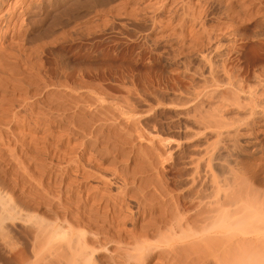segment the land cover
<instances>
[{
  "label": "rangeland",
  "instance_id": "374dc122",
  "mask_svg": "<svg viewBox=\"0 0 264 264\" xmlns=\"http://www.w3.org/2000/svg\"><path fill=\"white\" fill-rule=\"evenodd\" d=\"M216 1L0 0V108L3 111L0 110V200L12 198L16 206L15 212L11 213L16 220L4 218L5 212L0 206V264H60L54 263L52 248L43 250V254L34 252L37 224L34 225L37 220L32 217L36 213L32 209L36 205V197L40 200L44 195L46 204L45 197L50 192L48 201L53 200L50 202L52 208L60 210L66 204V207L63 205L65 209L73 211L75 208L77 213L89 201L93 203L97 193L96 198L103 194L106 199L120 193V184L114 186L110 182L112 174L121 172V175L127 173L132 177L134 171H139V179H156L157 173H148L145 167L152 154L162 155L164 167L160 171L164 170L173 194L181 196L194 224L204 221L201 199L213 193L207 184L209 175L214 176V185L217 182L219 186L225 184L232 189L229 191L243 186L244 214H252L255 210L260 215L264 213V0H225L227 5L221 0L219 4L223 3V6ZM204 8L207 14L202 11ZM201 12L202 20H199ZM63 41L66 48L57 47ZM53 43L56 45L52 46ZM44 46H52L55 51ZM40 47L49 54L46 58L42 56ZM37 51L40 52L38 56L35 54ZM29 55L32 58L28 59ZM40 59V65L44 67L47 64L44 73L46 68L50 69V73L47 71L49 75L44 74L49 80L41 75L43 67L37 63ZM23 60L31 62L26 66ZM29 63L31 66L36 63L41 72L33 73L36 67H31ZM33 77L39 82L43 80L50 87L47 89ZM32 78L36 79L35 82ZM11 79L21 82L16 83V87L21 84L17 92H14L16 81ZM28 79L30 83H38L39 88L43 85L49 93L53 92L50 93L53 98L48 92L45 94L38 90L37 85V97L40 92L44 96L41 95L39 100L33 97L36 89L32 83L28 85ZM61 81H67L69 87ZM6 83L10 86L14 83V88H7ZM22 84L25 89L30 86L28 96L30 94L35 99L29 96V100L26 93L22 94L25 91L20 88ZM4 85V88L1 87ZM61 85L65 88L59 95L56 92L62 90ZM18 88L23 91L20 95ZM66 88L77 90L65 91ZM10 89H14L13 92ZM54 93L57 94L55 97ZM62 94L67 98L62 102H67L68 111L63 110L67 112L65 114L57 107ZM17 95H23L28 102L25 98V103H22L23 99L19 102L23 96L15 101L12 96ZM79 95L80 99L77 98ZM61 100L59 108L63 105V109L65 106ZM9 103L18 107L16 109L12 105L9 110L13 109V112L15 109L16 114L19 110L16 119L20 122H16L14 113L6 110ZM34 104H37L36 108ZM4 108L13 117L7 116L9 114H5ZM91 145L95 146L91 149L93 151L90 150ZM64 152L68 153L67 156ZM74 152L77 157L82 155L81 158L72 156ZM64 155L65 158H62ZM83 156L87 161L92 159L88 163L95 160V165L90 163L91 168L89 165L86 168L84 164L87 161L83 160ZM72 158L78 167L70 165ZM75 158L83 165L80 166ZM209 161L212 172L206 168ZM58 163H61V168L57 170ZM64 163L71 166L66 168V172L63 171ZM82 167L89 172V178L92 173L97 174L86 181L88 175ZM142 168L147 173L144 174L146 171L143 172ZM78 170L85 172L82 174ZM54 171L64 174L51 176ZM68 173L72 178L74 175V178L78 177V184L74 178L66 182L74 188L68 189L58 181L61 176L67 179ZM81 176L87 177L81 179ZM41 181L50 183L49 187L46 184L47 187L43 186ZM104 181L113 185L106 186ZM54 182L61 186H55ZM84 184L88 185L87 188L83 187ZM77 186L79 189L74 190ZM56 187L57 192L65 190L63 197L61 192H56ZM97 187L105 190H97ZM108 187L110 191L106 189ZM32 188H36L35 192ZM48 188L61 197L54 196ZM42 189L47 191L46 195ZM81 194L85 202L83 198L79 201ZM37 199L35 201L39 203L36 206H39ZM70 200L86 204L72 206L76 203L70 204ZM45 204L40 215L47 218L50 215L47 211L51 208L49 203L47 207ZM57 204H61V208L59 205L56 207ZM27 216L33 220L28 217L26 223ZM261 217L264 220V214L255 218ZM142 225H137L136 230L139 231ZM124 228L133 231L131 222ZM256 234L243 237L264 238ZM156 241L152 240V243ZM58 244L64 245L65 242ZM119 246L111 248L113 255L121 253ZM121 257L123 255L117 260L124 263L125 259ZM155 261L151 260L152 263Z\"/></svg>",
  "mask_w": 264,
  "mask_h": 264
},
{
  "label": "bare ground",
  "instance_id": "6f19581e",
  "mask_svg": "<svg viewBox=\"0 0 264 264\" xmlns=\"http://www.w3.org/2000/svg\"><path fill=\"white\" fill-rule=\"evenodd\" d=\"M200 1L202 2V0H200ZM220 1L221 0H218V2L216 1L218 3V5L221 4V3L219 4ZM236 1H238V0H236ZM222 2H223V0H222ZM225 2L226 1L224 0L223 3H225ZM232 2H230V3H232ZM199 3L200 2L198 1V4ZM233 4H234V2H233ZM79 5L80 4H77V6H79ZM200 5H201V3H200ZM237 6L239 7L240 5H237ZM159 7H161V6H159ZM200 7H202V5ZM206 7H207V5H206ZM241 7H243V6H241ZM228 8H230V7H228ZM232 8H233V6H232ZM162 9H163V7H162ZM202 9H203V7H202ZM204 9L205 10H202L203 12L206 11V8H204ZM150 10H152V9H150ZM234 10H232V11H234ZM203 12H201V14H199V16H198L199 20H202V18H200V15L202 16ZM207 13H208V11H207ZM206 14L204 15V17L206 16ZM237 14H239V13H237ZM237 17H239V16H237ZM233 22H234V20H233ZM227 27L224 24V28L227 29ZM64 43H65L64 41L62 43H58L59 46H57V47L61 46V48H66ZM54 44L55 43H53L52 46ZM52 46H50V48ZM45 47L46 46H44V48ZM47 47H46L47 50L48 49L54 50V49H52L53 47L51 49L47 48ZM42 49L43 48H41L40 50L42 52H45V54L43 55L42 52H41V54H42V56H44V58H46V56L49 54H46L47 53L46 50L43 51ZM21 51L22 50H20V52ZM35 54L39 55L40 52L37 51ZM30 56L31 55L27 56V58L28 59L32 58ZM26 61H28V60H26ZM38 61H39V59H38ZM38 61H37V63L39 64L38 66L43 67V65H40L42 60L40 62H38ZM28 62H31V61H28ZM28 62L26 63L24 61V63H26V66H27ZM43 64H45V63H43ZM29 65H30V63H29ZM30 66H28V67L30 68ZM33 66H31V67H33V68L36 67V72H35V70H33L34 71L33 73L41 72V69H42L43 74H41V75H43L47 79V75H44L48 71L46 68V70H45L46 73H44V68H45V66L47 67V64L41 69L37 66L36 63L33 64ZM33 68H30V69H33ZM39 69H40V71H37ZM49 71H50V69H49ZM49 71H48V73H50ZM41 75L38 76L36 74V76H38L39 79H40V77L42 79ZM34 76H35V74H34ZM33 78H36V77H33ZM33 78H32V80H33ZM36 79H34L33 81L35 82ZM39 79H37L36 81L39 82ZM11 80H12V82L16 81L15 82V88H16L15 90L16 91L14 89H12V90H14V92H17V87H18V85H21V84H18L16 87V83L17 82L19 83L20 81L15 80V79L14 80L11 79ZM11 80H8V82L9 81L11 82ZM47 80H49V78ZM42 81L39 82V84L43 83V85H45L46 88L50 87L49 84H48L49 85L48 86V85H46L47 83H45L44 81L42 82ZM34 82H31V83L33 84ZM62 82L63 81H61V83ZM65 82H63V84L65 83V85H67L66 87H69L67 84V81H65ZM22 83H23V80H22ZM31 83L29 80V84L27 82L25 85H27V84L30 85ZM23 84L20 88H22V89L24 88L23 91L25 90L26 92L20 91L21 89L18 88V90L20 89L18 91V94L23 92L22 94H24V95L26 93V98L29 96L31 97L30 94L28 96L29 91L27 90L30 88V86L27 87L28 86L27 85L26 89H25V85H23ZM13 85H14V83H11V86L14 88ZM6 86H7V88H8V86H9V88H12L9 84L7 85V83H6ZM33 86H34V90L36 88L37 89L39 88L38 83L33 84ZM35 86H36V88H35ZM42 86L39 89H41L40 91H42V93L46 94L49 90L47 91L48 88L46 89L45 86L44 87H42ZM61 86H62V90L59 91L57 89L59 92H56L57 91L56 90L55 91L56 93L59 94L60 92L61 93L63 92V88H65V86L64 85H61ZM61 86H59V87H61ZM1 87L4 88L5 85L1 86ZM7 88H6V93H8L7 90L9 91V89H7ZM42 88H44L43 90L45 92H43ZM76 88H75V90H77ZM37 89L35 90V93H32V96L36 97V99L39 100L38 98L43 94H41V92H40V94H39L40 96L38 95L39 97H37L36 94H38L37 91L39 90V89L38 90ZM69 89L66 88L64 90L66 91ZM71 89L73 90V92L75 91L73 88H71ZM71 89L69 91H71ZM12 90L10 89V91H12ZM34 90H33V92H34ZM27 91H28V93H27ZM3 92L5 93V89ZM50 93H53V92H50ZM50 93L48 92V94H50ZM65 93H67V92H65ZM34 94L36 96H34ZM48 94L46 96H48ZM63 94H62V96H63ZM56 95L57 94H55L54 97ZM21 96H23V95H21ZM49 96H51L53 98V94H50ZM58 96H57L56 101H58V99H59ZM62 96H60V97H62ZM66 96L68 97L67 94H66ZM2 97H4L3 93H2ZM20 97L19 96L18 97L12 96V98L14 100L16 98L20 99ZM30 97L27 99H29V100H31V98H32V100L35 99L33 97H31V98ZM45 97H42V98H45ZM80 97H81V95H79V97H77V98L80 99ZM23 98H25V97L23 96V97H21L20 100L19 99H16V100H19V102H20V101H22ZM65 98H66L65 96H63V98H60L58 103L60 104L61 99H62L61 100V103H62L63 99L65 100ZM13 99H11V100H13ZM25 99H23L22 103H25V101H26V103L28 102L27 99L26 100ZM49 99H50V97H49ZM15 101H14V103H15ZM40 101H38V102L34 101V102L39 103ZM56 101H55V103H57ZM65 101H67V98ZM65 101H64V103H62V104H64V106H65V104H67V102H65ZM34 102H32V103H34ZM17 103L18 102H16V105H17ZM59 104L57 107H58V109H60V111H63L66 109L67 105L65 107H63V109H62L63 105L62 106L60 105L61 107L59 108ZM12 105L15 106V104H12ZM12 105L9 103L10 108L7 107L6 110L8 111L9 109H11V107L13 108ZM34 105H32V107L34 106L36 108L37 104H34ZM49 107H51V106H49ZM15 108H16V106H15ZM0 110L2 111V108H0ZM3 110H4V112H6L5 113L6 115L9 114V115H7L9 117L12 116V114H10V113H14V111H15V109H14V111L12 112V110H13L12 109L11 112L9 110L10 113H7V111H5V108ZM66 110L68 111V109H66ZM21 113L22 112H20V115H21ZM63 113H64V111H63ZM65 113H67V112L65 111ZM5 114H4V116H6ZM17 114H19V110L17 111ZM17 114L14 113V116L16 115V117H14L15 119L18 116ZM17 120L19 121V119H16V122H17ZM8 125H10V124H8ZM0 138H2L1 135H0ZM1 140H3V139H1ZM3 141H2V143H3ZM94 147H92V145H91L90 150L93 149ZM83 150H85V149H83ZM90 150H88V151H90ZM91 151H93V150H91ZM85 152H87V148H86ZM64 153L66 154V152H64ZM67 154H66V156H67ZM81 154H83V152ZM74 155H75V152L72 156H74ZM68 156L70 157V154ZM81 156L77 157V158H81ZM62 158H65V155ZM66 158H68V157H66ZM77 158H75V160ZM72 159H70V160L73 161V163H75L74 158H72ZM84 159H86V157H84L83 160ZM91 160L92 159H89V161H91ZM161 160H162L161 154H158V155L152 154V155H149V160H147L149 162L145 163L146 164L145 167H146V169H148L147 170L148 173H149V171L150 172L155 171L157 173L156 179H152V178H151V180L139 179V178H137L138 173H140L139 171H137V172L134 171L132 177L129 176V174H127V173L121 175L122 174L121 172H120L121 174L114 172L115 174L114 175L112 174L113 179L110 177L111 178L110 182H112L114 184V186H115V184H118V183L120 184V186L118 187L119 190H121L120 193L118 192V195L114 198L108 197L106 199L103 194H101L102 197L98 198V196H97V198H96V195L98 193L96 194V192H95L96 195H94V193L92 192L93 195L95 196L94 200L92 201L93 203H91L89 201L91 203L90 204L88 202V199H87V202H88L87 204L82 202L83 204H86V206L83 209H81L80 211H78V209H77V211H78L77 213H75L76 212L75 208L73 211L71 210V208L70 209L67 208V209H69V211L67 209H65L66 204H63V203L62 204L65 205V207L62 205V208H61V204H57L56 207H58V205H59V208H61L60 210L61 211L65 210V212H61L58 208H55V207L52 208L50 202L53 200L51 199L50 202L48 201V199H49L48 195L50 194V192L48 195H46L47 191L42 189L43 192H42V190L40 192H42V193L46 192L45 193V195H46L45 198L47 200L46 204L49 203L50 204L49 208H51V209H49L47 211L50 214L47 216V218L40 215V212H42L41 211L42 208H45L43 206V203L45 204V201H43V200H45L44 195L42 196L43 198L40 197V200L37 199V197H36V199L38 201H40L41 206L40 205L36 206L39 203V202L37 203V201H35L36 199L34 200V202H36V203L33 202L34 204H36L35 205L36 208L34 207L32 209V211L34 212V210H35L36 213L32 217H34L37 220L35 225H34V226H36V224H37V231H36L37 235L35 236L36 237V244L34 247V249H35L34 252L36 251L35 254H37V253L40 254V252H42V254H43V250L48 249V248H52V249H54V250H51L53 252L52 254L54 255V263L59 262L60 264L61 263L62 264H149L151 262V260L152 261L156 260L155 263L151 262V264H264V238L261 239L260 237L256 236L253 239L252 238L246 239L243 237V236H246L247 234L252 236V234H256V233L257 234L259 233V234L263 235V237H264V234H262L264 232L263 231L264 220L262 217H261V219L255 218L257 216L258 217L262 216L264 213L262 215H260L261 213L258 212L259 213L258 214L256 212V210L253 211L252 214H250V213L244 214L243 213L244 212L243 211V202H244L243 201V197H244L243 195L244 194H243V186H242L243 184L241 185L242 186L241 188H238V187H240V186H238L237 190L235 189L233 191H229L232 189H230L225 184L224 185L222 184L221 186H219V182H217V181H215L218 183V184L216 183L217 187H214L216 185V184L214 185V180H213L214 176L209 175V177H207L208 180L207 179L206 180L208 181L207 184H209V190H211V192H213V193L212 194L210 193L212 196H210V194H209V195L205 196L204 199H201V197H200V199H201L200 207H201V210L203 211L205 217H204V221L201 224L196 225V223L194 224V222L192 221L187 210L184 208L181 196L178 194H177V196L173 194L169 184L167 183V181L165 179L166 176L164 174V170L162 172L160 171V168L164 167L163 166L164 163ZM208 160H209V158H208ZM55 161H56V159H55ZM77 161L79 163V159H77ZM86 161H87V159H86ZM89 161H87L86 164H84V166L86 168H88V166H86V165H89L91 168L90 163L93 164V162L95 160L88 163ZM57 162H56V164H57ZM63 162H66V161H63ZM67 163L62 164V166L66 164L65 169L63 170V168H62V170L65 172H66V168L69 167V165L67 166ZM73 163H71L70 165L73 167L74 166L78 167L77 163H75L74 165H73ZM83 163H84V161H83ZM59 164H61V163H58L57 170L59 167L61 168V166ZM210 164L211 163L209 161L206 168H208L209 172H212ZM82 165L80 164V166H82ZM93 165H95V164H93ZM53 166H54V164H53ZM53 166H51V169H53V168L55 169V166L54 167ZM42 168H43V166H42ZM82 169L85 170L84 167H82ZM82 169H80V170H82ZM43 170H45V169H43ZM80 170H78V171H80ZM142 170H143V172L146 171L143 168H142ZM59 171H57V172H59ZM74 171H76V169H74ZM85 171L87 173V174L86 173L85 174L88 175V178H86V181L91 179L92 176L95 177V175L97 174L96 173L94 175L92 173V176L89 178V174H88L89 172L87 170H85ZM85 171H82V172H85ZM147 171L144 172V174L147 173ZM67 172H69L68 169H67ZM82 172L80 171V173H82ZM55 173H56V171H54V173H52L51 176H56L58 174H61L62 172L58 173V174L56 173V175H53ZM70 173H71V170H70ZM74 173H72V174H74ZM63 174L64 173H62V175ZM82 174H84V173H82ZM210 174H212V173H210ZM69 175L70 174L68 173V178L70 177ZM58 176L60 177V175H58ZM78 176H80V174ZM99 176H98V178H99ZM66 177H67V174H66ZM66 177L61 176V180H58V181H60L62 185L64 184L65 187L67 186V188L70 189L74 185L69 186V184H67L66 182H67V180H72L75 177V175L73 178L71 176L69 179L68 178L66 179ZM81 177H82L81 179H83V177H87V176H81ZM76 178H78V177H76ZM76 178H74L75 180H77V182L75 181V183L78 184V179H76ZM53 179H54V177H53ZM81 179H79V180L83 182V180H81ZM94 179H97V178H94ZM100 179L103 180L102 178H100ZM219 179L220 178H218V180ZM221 179H223V178H221ZM98 180L99 179H97V181ZM51 181L53 182V180H51ZM54 181H56V180L54 179ZM58 181H57V183H58ZM106 181L107 182L109 181V177H108V180L106 178ZM106 181H104V184ZM37 182H39V180ZM70 182L72 183V181H70ZM57 183H55V186H57V185L61 186V184H57ZM112 183H110V184L113 185ZM194 183H195V181L193 182V184ZM225 183H227V181ZM45 184L47 186L50 185V183L47 184L44 182L43 186H45ZM52 184H51V186H53ZM99 184L104 185L103 183H99ZM76 185H75V187H76ZM105 185L109 186L108 183H106ZM47 186H45V187H47ZM84 186H85V184L83 185V187ZM87 186H85V187L87 188ZM114 186H113V188H114ZM73 188H72V190H73ZM99 188L97 187V190H99ZM108 188H106V189L108 191H110L111 188H109V189ZM35 189L36 188H34V190ZM39 189H37V190H39ZM45 189H47V188H45ZM57 189L58 188L56 187V192L58 191ZM76 189H79L78 186L74 190H76ZM32 190H33V188H32ZM34 190H33V192H35ZM48 190H50V189L48 188ZM80 190H81V188H80ZM80 190H77V191L80 192ZM102 190H105V189L100 188V191H102ZM214 190H215V192H214ZM50 191L52 192L53 190L51 189ZM56 192L53 191L52 194L54 193V196L58 197V194L55 195ZM59 192H61V196L63 197L65 190L64 191L60 190ZM59 192H57V193H59ZM62 192H63V195H62ZM97 192H99V191H97ZM37 193H38L37 195L39 197V192H37ZM66 193H68V192H66ZM70 193H72V192L70 191ZM86 193L88 194V192H86ZM103 193H105V192H103ZM76 195L78 196V194H76ZM61 196L59 195V197H61ZM71 196H73V195H71ZM81 196H82V194H81ZM68 197H69V195H68ZM74 198L77 199V197H73V199ZM78 198L80 201V199L83 198V196L78 197ZM11 199L9 198V199H6L4 201L0 200V206L2 207L1 210H4V212H5V214H4L5 216H3L4 218H7L8 220L9 219L16 220L15 216L13 214H11V213H13V211L15 212V207H16V206H14L15 202L11 201ZM76 199H74V200H76ZM83 199L85 202V197ZM41 200L43 201V203ZM11 202L14 204H11ZM74 202L76 204L71 202V200H70V204L71 203L75 204L72 206H76V205H80V207L83 206V205H81L82 203L78 204L81 201L78 203H77V201H74ZM53 204H54V202H53ZM132 205H135V207H132ZM46 207H47V205H46ZM77 207L79 208V206H77ZM63 208H64V210H63ZM245 208L248 209L247 207H245ZM246 212H247V210H246ZM255 212H256V214H255ZM46 214H48V213H46ZM46 214L44 213V215H46ZM11 215H13V217ZM155 215H158V216L154 217ZM28 217H30V216L25 217V219ZM32 217H30V221L33 220ZM20 218H18V219L20 220ZM21 219L24 221L23 218H21ZM255 220L259 221L260 224H258V222L254 223V222H256ZM25 221L27 223V221H29V220L26 219ZM128 221L131 222V227H132L133 231H128L124 228L125 226L129 225ZM33 222H31V223H33ZM140 223H142L143 225L141 226V229L139 231H137L136 227ZM249 235H247V236H249ZM152 240H153V242H154V240L155 241L157 240V241L155 243H152ZM34 242H35V240H34ZM63 242H65L64 245L58 244V243H63ZM58 245H60V246H58ZM115 245L121 246V247L119 246L120 247L119 250L120 251L122 250L120 254L123 255V257H121V259H125L124 263H123V260L122 261L120 260L122 263H119L117 260V258L118 259L120 258V256H121L120 254L119 255L117 254L116 256L112 254L113 252L111 251V248ZM243 246H245L247 250L244 248L245 249V251H244ZM44 252H46V251H44ZM105 253L109 256H107ZM36 257H38V256L36 255ZM36 259H38V258H36ZM106 259H108V260L110 259V261H107ZM52 262H53V260H52Z\"/></svg>",
  "mask_w": 264,
  "mask_h": 264
}]
</instances>
